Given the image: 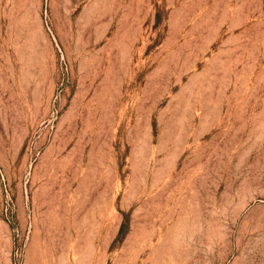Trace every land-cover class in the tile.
I'll list each match as a JSON object with an SVG mask.
<instances>
[{"label":"rangeland","instance_id":"obj_1","mask_svg":"<svg viewBox=\"0 0 264 264\" xmlns=\"http://www.w3.org/2000/svg\"><path fill=\"white\" fill-rule=\"evenodd\" d=\"M0 264H264V0H0Z\"/></svg>","mask_w":264,"mask_h":264}]
</instances>
